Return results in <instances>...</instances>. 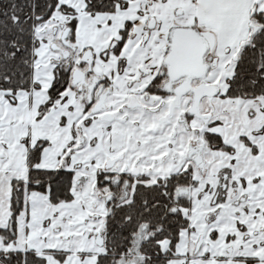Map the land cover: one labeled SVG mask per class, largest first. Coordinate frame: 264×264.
<instances>
[{"label":"snow or ice","instance_id":"obj_1","mask_svg":"<svg viewBox=\"0 0 264 264\" xmlns=\"http://www.w3.org/2000/svg\"><path fill=\"white\" fill-rule=\"evenodd\" d=\"M0 264H264V0H0Z\"/></svg>","mask_w":264,"mask_h":264}]
</instances>
